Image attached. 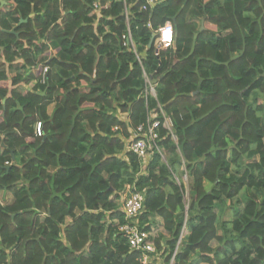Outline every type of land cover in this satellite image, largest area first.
I'll list each match as a JSON object with an SVG mask.
<instances>
[{
	"label": "trees",
	"instance_id": "obj_1",
	"mask_svg": "<svg viewBox=\"0 0 264 264\" xmlns=\"http://www.w3.org/2000/svg\"><path fill=\"white\" fill-rule=\"evenodd\" d=\"M105 1L117 36L96 34L93 0H0V192L13 194L0 204V262L142 264L114 221L123 222L117 201L144 191L142 219L165 221V264L186 218L174 264H264V0L135 8L140 50L151 42L149 21H171L176 32L172 49L149 52L145 69L161 82L148 106L142 67L117 38L124 18ZM159 104L173 125L171 133L159 118L167 157L156 152L141 172L138 157L124 155L118 113L137 127ZM182 167L187 211L175 178ZM227 202L232 221L216 211Z\"/></svg>",
	"mask_w": 264,
	"mask_h": 264
},
{
	"label": "built area",
	"instance_id": "obj_2",
	"mask_svg": "<svg viewBox=\"0 0 264 264\" xmlns=\"http://www.w3.org/2000/svg\"><path fill=\"white\" fill-rule=\"evenodd\" d=\"M165 1L166 0L105 1V3L114 4L116 6L118 5L120 15L124 18V28L122 34L117 38L123 50L128 52L129 54H132L135 60L142 67L143 79L146 86L144 98L146 100L147 106L150 98L157 99L156 88L161 82L160 78L153 79V77H151L145 69V63L148 59L149 52L152 51L156 54V56H160L163 52L172 49L175 45L176 32L173 23L171 21H168L167 23L171 24L173 28L172 44L165 46L167 42L163 39V33L160 31V29L163 28L165 24L160 26L158 29H154L153 25L149 21L146 26L152 30L151 42L143 50H140L139 44L135 38L136 36L133 25L137 16L135 8L139 12H151ZM109 7V5H104L103 0H93L91 4L90 15L92 16V24L98 36L100 33V28L103 29V32L101 33L102 37H105L109 34L117 36L116 32L111 28L110 24L107 23L111 21L114 26H117L119 24L117 22V19L112 14L109 16L105 15V10H108ZM48 71L49 68L44 67L43 83L45 82L46 73ZM118 116L128 126L129 138L125 141L124 155L126 156L129 153L136 155L142 167L141 172H145L147 166L150 164L156 152L160 153L164 157L163 149H161V147H159L158 145V141L160 139L159 130L161 127V121L159 118H164L163 127L170 132H172V128H168V120L171 125L172 121L167 116L164 108L160 104L158 105L157 109L149 111L146 122L140 124L137 127L131 126L129 112L120 111L118 113ZM36 130L37 135L42 136L41 123L37 125ZM113 131L115 133H120L121 126L114 127ZM6 165H10V163L7 162ZM3 195L6 196V194L0 192V204L2 205H4V201L2 200ZM145 201L146 194L144 191L131 192L130 196H128L127 198H123L121 208H119V211L122 213L123 222L121 223V221L115 220L114 223L118 227L119 232L126 238L130 249L132 251L141 253L140 261L142 264H165L162 257V252H159L157 249V239L160 233H162V231L166 232L165 221L158 214L149 215L147 220L144 221L142 218L146 213ZM188 209L189 206L186 205V211ZM188 235L189 227L186 218L170 264L175 263V258ZM164 247L167 250L168 246L164 245ZM9 262V259H7L4 263L0 262V264H9Z\"/></svg>",
	"mask_w": 264,
	"mask_h": 264
},
{
	"label": "rangeland",
	"instance_id": "obj_3",
	"mask_svg": "<svg viewBox=\"0 0 264 264\" xmlns=\"http://www.w3.org/2000/svg\"><path fill=\"white\" fill-rule=\"evenodd\" d=\"M168 128H172V125L170 124L169 120H168ZM173 140L175 142H177V139H176V137H174V135H173ZM163 155H164V158L167 157V153H166V151L164 152V150H163ZM182 171H185V168L184 167L181 168V171H180V173L178 175L177 174L175 175V178H176V180H177L178 183H180V184H182L184 186V188H185V191H184V194H185V203H186V205L189 206V203H190L189 196H190V183H191V179L189 178V176L186 173L183 175L181 173ZM2 200L5 203H8L9 202L8 200H10V199L7 200L6 196L3 195L2 196ZM122 202H123V198H121V201H120V199L117 201V204H118L119 208L122 205ZM224 205L225 206L222 207L223 210L221 209V211H220V215L223 218L225 217V219H227V220L234 218V216H235L236 213H235V210L232 207H230L231 206L230 202H227ZM233 205H234V208L241 209L242 206H243V203L237 202V200H236V202H234ZM160 235L166 236V232H163L162 231V233H160Z\"/></svg>",
	"mask_w": 264,
	"mask_h": 264
},
{
	"label": "clouds",
	"instance_id": "obj_4",
	"mask_svg": "<svg viewBox=\"0 0 264 264\" xmlns=\"http://www.w3.org/2000/svg\"><path fill=\"white\" fill-rule=\"evenodd\" d=\"M163 33V39L167 42L165 46L172 44V35H173V28L171 24L165 23L164 27L160 29Z\"/></svg>",
	"mask_w": 264,
	"mask_h": 264
},
{
	"label": "crops",
	"instance_id": "obj_5",
	"mask_svg": "<svg viewBox=\"0 0 264 264\" xmlns=\"http://www.w3.org/2000/svg\"><path fill=\"white\" fill-rule=\"evenodd\" d=\"M6 198H7V200L10 199V200H8V201H9L8 203L12 202V200H13V194H12L11 192L7 193V194H6ZM4 204H7V203L4 202ZM224 206H225V205H222V207H224ZM222 207H221V206H218V207L216 208V211H217L218 213H220L221 209L223 210ZM120 208H121V206H120ZM234 210H235V209H234ZM224 218H225V217H224ZM234 219H235V216H234V218L229 219L228 221H232V220H234ZM226 220H227V219H226Z\"/></svg>",
	"mask_w": 264,
	"mask_h": 264
}]
</instances>
